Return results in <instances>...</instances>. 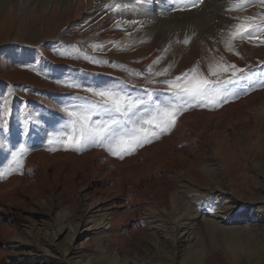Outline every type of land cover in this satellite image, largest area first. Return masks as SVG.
<instances>
[{
	"label": "bare ground",
	"instance_id": "obj_1",
	"mask_svg": "<svg viewBox=\"0 0 264 264\" xmlns=\"http://www.w3.org/2000/svg\"><path fill=\"white\" fill-rule=\"evenodd\" d=\"M235 2L236 0H71L64 5L63 18L66 21L75 19V11L81 12L84 17L90 16V20L94 21L101 41L117 42L116 49H109L106 55L112 57L113 61L122 63L125 69L135 71L133 83L142 87L139 90L134 86L133 89L124 87L125 89L118 91L131 94L133 99L146 101L145 105L138 106V112L144 119L151 118L156 105L171 109L179 103L164 81L181 76L193 68L196 71L188 77L193 83L202 78L217 79L210 76L209 65L227 67L235 64L244 70L248 78L223 85L221 91L228 96L227 102L221 101L215 107L185 106L186 110L178 114L173 127L152 139L151 143L134 147L131 154H125L123 159L110 154L105 146L98 145L88 146L80 151L65 148L64 153L33 157L22 170L14 168V172L0 181V221L12 225L15 219L8 213L30 204L41 205L49 201L51 207L58 193L64 191V197L72 194L79 206L84 207L79 215L78 228L90 231L92 235L102 234L108 238H112L114 234L120 242L125 240L126 233L136 236L141 228L143 231L152 227L157 230L159 226L154 225L156 211L163 217H168L171 213L169 222L175 245L180 240L177 233L190 230L202 222L216 231L221 229L236 235L234 239L239 243L231 240L228 243V248L233 253L244 247L241 242L252 240V237L243 239L242 233L251 235L256 230L264 233V196L248 193L251 186L257 185V173L251 175L248 170L264 167V132H258L253 139L248 165H235L232 160L225 158L224 165L219 169L216 167V170L199 151L209 142L213 145V153L224 157L221 147L216 146L215 141L206 134L211 118L222 115L228 108L237 110L236 130L252 132L258 129L260 114L258 116L251 113L249 116L248 111H264V98L258 96L260 99H250V91L243 86L245 81L248 85L256 86L257 78L264 70L261 68L264 65V44L258 43L264 36L251 42L236 40L233 51H228L225 43L232 26L243 17L264 15V4L254 3L243 11L230 10ZM21 5L17 6L19 9L14 8L15 5L9 7L12 20L15 16L25 18L24 16L33 13L30 6ZM55 7L52 4L43 5L39 10L40 15L46 16L48 25L53 24V20L47 13L55 11ZM132 21L137 23L133 24ZM63 32L65 33V27L59 30V34ZM165 67L168 72L164 77L147 82ZM230 76L231 70L221 72L219 78L224 80ZM188 80L182 78L181 83ZM143 127L146 128V125ZM213 128L218 131L217 126ZM226 134L230 141L231 134ZM197 141L200 143L198 147L195 146ZM197 167L204 170V173L216 170V175L221 176L222 182L215 188L202 186L193 178L192 172ZM182 186H186V191L178 190ZM168 190L172 192L169 199L157 195L159 191ZM148 206L154 212H147ZM60 216L57 214V217ZM121 226L125 229L123 232L120 231ZM15 229L17 227H12L10 234ZM66 231V226H61L58 233ZM108 241L110 246L116 247L112 240Z\"/></svg>",
	"mask_w": 264,
	"mask_h": 264
},
{
	"label": "rangeland",
	"instance_id": "obj_2",
	"mask_svg": "<svg viewBox=\"0 0 264 264\" xmlns=\"http://www.w3.org/2000/svg\"><path fill=\"white\" fill-rule=\"evenodd\" d=\"M36 1L0 0V13L3 12L0 14V173H3L0 181L14 172V168L22 170L33 157L64 153L66 145L57 142L59 134L63 133L67 139L72 131L70 117L63 109L76 110L77 106L98 99L85 89L118 91L124 87L142 88L133 83L135 71L125 69L122 63L106 55L109 49L118 46L117 42L101 41L90 16L84 17L81 12L75 11V19H64V5L71 0ZM9 3L15 5L14 8L23 3L30 6L33 13L25 18L15 16L12 20ZM50 3L56 6L55 11L47 13L54 25H48L46 16L39 14L41 7L50 6ZM57 27L59 30L65 27V33L59 34ZM92 58L99 62H93ZM261 68H264L263 64ZM263 71L257 78L256 86L248 85L246 81L243 84L250 91L249 96L247 94L250 99L264 98V87L261 86L264 84ZM165 75H156L147 82L158 81ZM70 82L80 87L65 86ZM228 109L222 115L211 118L206 129V134L215 141V145L221 147L224 157L216 156L209 142L199 150L216 170L228 158L235 165H248L253 139L258 132H264V111L249 110V116L251 113L263 114L259 116V121L257 119L258 129L243 132L236 130L235 126L239 111ZM97 118L92 117L93 120ZM214 126H217V132ZM226 132L231 134L230 141ZM199 145L197 141L195 146ZM21 147L26 151L21 153ZM13 153L17 154L15 159ZM214 169L204 173L197 167L192 172L193 178L202 186L215 188L222 179ZM256 169L248 170L251 175L257 173V185L251 186L248 193L264 196V167ZM178 190L186 191V186ZM171 193L170 190L159 191L157 195L169 199ZM27 207L8 213L15 219L12 225L0 221V264H264V233L260 230L251 235L242 233L243 239L252 237V240L241 242L244 247L234 253L229 250L228 243L231 240L238 244L239 241L234 239L236 235L221 229L216 231L205 222L177 233L180 240L175 245L169 222L171 213L163 217L156 211L154 225L159 226L157 230L152 227L143 231L141 228L136 236L126 233L125 240L120 242L114 234L108 238L78 228L79 215L84 207L79 206L72 194L64 197V191L58 193L51 207L49 201ZM147 209V212H154L149 206ZM61 226H66L65 233H58ZM12 227H17L15 234H10ZM120 229L121 232L125 230L123 226ZM109 239L116 247L110 246Z\"/></svg>",
	"mask_w": 264,
	"mask_h": 264
},
{
	"label": "snow or ice",
	"instance_id": "obj_3",
	"mask_svg": "<svg viewBox=\"0 0 264 264\" xmlns=\"http://www.w3.org/2000/svg\"><path fill=\"white\" fill-rule=\"evenodd\" d=\"M254 3L264 4V0H236L230 10L243 11ZM237 19L240 20L239 17ZM131 23L135 24L137 22L132 21ZM261 36H264V15L243 17L240 22L232 26L228 33V39L225 41L227 50H234V41L236 40L251 42ZM185 43H188V40H185ZM258 43L264 44V39H259ZM235 54L239 55V53ZM87 58L85 57V59ZM92 60L93 62H99L95 58H92ZM222 60L223 57H221ZM157 62L154 61V63ZM229 70H231V76L221 80L219 78L220 73ZM195 71L196 69L193 68L189 72L182 73L181 76L164 81L168 84L173 96L177 98L179 103L171 109L156 105L155 111L149 119H144L138 112V106L146 104L143 99H133L123 91L113 89L98 90L92 87L85 89L98 99L77 106L76 110H69L68 107L63 109L70 117L69 125L71 126L72 135L67 136V139H65V135L61 133L57 142L65 144L66 150L71 148L77 151L93 145L105 146L110 154L123 159L125 154H131L134 147H142L146 143H151L152 139L158 138L159 135L173 127L178 114L186 110L185 106L187 108L215 107L221 101L227 102L228 96L221 91L223 85L242 78H248L244 70L238 68L235 64H230L227 67L209 65V74L216 77L215 80L202 78L193 83L188 80V77L190 73ZM167 72L168 69L166 68L162 72L156 73V75H164ZM237 73L241 75L238 76ZM182 78L188 80V82L181 83ZM65 86L80 87L79 84L71 82ZM261 86L264 87V84ZM93 116L98 118L93 120ZM143 125L149 127L145 128ZM49 142L52 143L51 140ZM19 151L23 153L26 149L21 147ZM12 155L15 159L17 154L13 153ZM0 175H3V173H0Z\"/></svg>",
	"mask_w": 264,
	"mask_h": 264
}]
</instances>
